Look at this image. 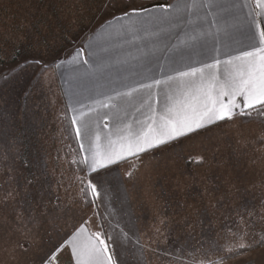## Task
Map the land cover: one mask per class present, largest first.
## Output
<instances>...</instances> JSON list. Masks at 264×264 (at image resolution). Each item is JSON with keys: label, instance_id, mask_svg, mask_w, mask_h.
I'll use <instances>...</instances> for the list:
<instances>
[{"label": "snow or ice", "instance_id": "obj_1", "mask_svg": "<svg viewBox=\"0 0 264 264\" xmlns=\"http://www.w3.org/2000/svg\"><path fill=\"white\" fill-rule=\"evenodd\" d=\"M108 7H121L119 16L112 19L127 21L117 32L121 41H146L143 48L147 51L133 58L136 66L145 67L157 52H163L169 60L170 70L161 72V78L150 75V68L136 71L139 79L133 83L121 82L113 86L111 80L101 82L109 66V57L104 55L109 52L108 47L102 46L100 52H94L92 46L88 45L89 58L81 57L83 48L76 52L78 62H74L73 71L78 86L71 96V124L79 148L66 157L69 170L73 173L72 184H61L66 194L71 196V203L57 196L51 209L38 205L29 215H25L24 208L20 207L15 227L0 232V254L16 261V264H24V257L43 249L40 230L51 213L70 212L74 206L91 209L97 219H84L73 233L52 244L39 260L32 259L28 264H61V254L65 251L69 255V264H123L122 261H114L112 252L115 249L110 251V242L115 247L134 250L133 254L150 250L158 235H162L163 229L168 227L165 220H160L152 230L142 234H138L140 230L135 228L134 223L128 227L117 222L113 227L110 218L108 229L105 228V218L98 211L97 201L104 203L110 188V185L109 188L105 185L112 172L125 165L124 175L133 179L135 172L144 165L146 155H155L158 151L175 153L184 160L195 158L197 163H206L207 148L201 142L202 138L211 139L210 134L235 124L239 117L250 119L254 114L264 117V0H254V5L246 0L240 4L205 0L199 5L205 9L203 18L193 11L197 7L195 4H185L183 7L161 2L137 4L136 0H123L122 4H117L113 0ZM235 9H239V12L233 11ZM240 13H243V20ZM145 25H151L152 30L149 31ZM18 31L20 34L16 35L6 24H0V39L17 43L21 38H28L22 28ZM237 33L253 43L237 55H232L224 49L237 40ZM128 36L130 40L125 39ZM171 36L175 37L174 40L169 39ZM149 43L151 48L148 47ZM197 48L205 49L204 54L208 59L199 64L188 63L190 50ZM137 50H141L140 45H137ZM13 51L18 49L14 48ZM26 63L37 65L41 74L49 67L39 57H32ZM221 64L224 65L223 70ZM11 78L12 73L5 74V81ZM81 82H87L84 91L89 93L87 100L90 103H85L83 93L78 90ZM162 86L168 91L161 108L159 92ZM153 89L157 93L155 99ZM144 90L147 93L141 95ZM154 103L156 107H153ZM131 107H135V111L143 116L142 120L133 117L139 127L126 122ZM101 109L107 111L101 112ZM92 113H96V116ZM101 122L107 132L101 129ZM238 143H242L244 148L254 145L255 150L264 152V126L247 136L241 133ZM194 147H199L200 151H192ZM72 187H75V192ZM17 194L4 188L0 208H7L10 202L15 201ZM237 215L242 226L251 223L245 214L237 212ZM89 224H92L94 231L89 232L84 240L82 236L89 231ZM231 230L233 239L225 238L223 243L211 241L208 251L201 252L199 258L196 257L197 248L190 247L193 264H225L234 256L243 255L253 243L264 246L262 230L258 238L240 240L239 250H234L237 229ZM112 232H116V235L113 236ZM199 248L204 249L205 245L201 244Z\"/></svg>", "mask_w": 264, "mask_h": 264}, {"label": "rangeland", "instance_id": "obj_2", "mask_svg": "<svg viewBox=\"0 0 264 264\" xmlns=\"http://www.w3.org/2000/svg\"><path fill=\"white\" fill-rule=\"evenodd\" d=\"M122 1L115 2L122 4ZM69 2L79 5L78 1ZM81 7L82 35L77 32L63 34L58 29L54 31L48 19L38 17L35 20L37 27L31 35L26 33L27 19H19V29L24 30L27 39L21 38L17 43L0 39V196H3L4 188L18 193L7 208H0V232L15 227L20 207L24 208L25 215H29L38 205L51 209L57 196L71 203V196L66 194L61 184L71 186L72 174L65 161L57 156V111L60 104L59 88L55 84L57 80L54 74L45 73L46 70L43 75L37 65L26 61L39 57L53 70L59 54L69 52L99 14L98 9H90V4L85 1ZM121 11V7L108 10L102 18L105 20L111 17L112 12L117 15ZM3 15L1 23L12 30L10 19ZM19 34L17 32L16 35ZM14 48L18 51H13ZM8 73H12L13 78L5 81V74ZM258 131L257 126L242 125L236 121L210 134L211 139L202 138L201 142L207 148L206 163H197L195 158L184 160L166 151H158L155 155L150 153L146 155L144 165L135 172L134 178L129 179V185L147 193L148 201L153 199L157 204H162V208L165 201L168 203L166 197L171 199L170 203H175V207L168 211L174 215V224L171 228L163 229V237L167 232H172L177 233L176 237L179 238V242L167 243V254H170L168 250L171 246L182 248L170 255L168 264H193V260L190 261V247L199 249L200 253L203 250L199 248L201 244L208 248L211 241L223 243L225 238L229 239L232 235L227 233V227L240 226L238 228L243 233L241 240L251 233H257L258 237L261 235L264 230V152L255 150L254 145L244 148L242 143H238L241 133L247 136L250 132ZM192 151L198 152L200 148L194 147ZM125 167L120 168L122 173ZM114 176H110L111 180L119 185L122 178L117 174ZM140 190L139 193H142ZM72 191H76L75 187H72ZM161 191L165 196L163 202L157 198ZM236 207V210L241 209L236 211ZM88 210L74 206L70 212L53 211L40 230L43 249L24 257V264L32 259L39 260L52 244L73 233L90 216ZM157 212L163 215L165 211L152 210L151 219ZM235 212L245 214L251 223L242 226L239 219L234 224L233 220L239 218ZM164 220L170 222L169 218ZM151 221L154 223V220ZM240 239L233 245L234 250H239ZM256 247L258 245L253 243L248 249ZM163 254L167 255L165 252ZM67 260L69 255L65 251L61 254V264H69ZM0 264H16V261L0 254Z\"/></svg>", "mask_w": 264, "mask_h": 264}, {"label": "crops", "instance_id": "obj_3", "mask_svg": "<svg viewBox=\"0 0 264 264\" xmlns=\"http://www.w3.org/2000/svg\"><path fill=\"white\" fill-rule=\"evenodd\" d=\"M69 1H78L77 3H79V5H77L76 3L72 4ZM84 1L90 4V9H98L97 13L99 14L96 16L95 20L91 24L90 29L85 33L83 38H80L78 42L74 41L73 43H76L72 49H69V52L65 53L64 55L59 54L57 59L58 63L54 66L53 70L48 68L45 72L54 74V79L59 82L61 92L69 109L70 117L73 115L71 111V107L73 105V100L71 99L72 92L74 89H77L78 86V82L74 79L75 73L73 71L74 62H78L75 54L77 51H80L81 48H83V51L81 52V57L83 58H89L87 56L88 45L92 46V50L94 52H100V48L102 46L109 48V52L104 53V55H107L109 57V66L105 69L104 79L101 82L106 83L108 80H111L113 81V86H116L121 82L133 83L134 81L139 79V77H137L136 75V71H146L147 68H150V75L161 78V72L167 73L170 70L169 60L163 52H157L156 57H153L152 62L148 65H145V67L138 68L136 66V61L133 58L140 56L143 51H147V49L143 48V45L146 43V41L136 40L135 43H127L121 41L117 36V32L121 29L122 24H127V21L121 22L112 19L113 16H119V14L116 15V13L114 14V12H112L111 17L105 20L102 18L108 10H113L112 8L108 7V5L113 0H0V24H3L1 23L2 19L4 18L3 14H6L7 19H10L12 32L14 34H17V32L19 33V19L25 18L27 19L25 22V26L27 27L26 33H28V35H31L34 32V28L37 27L35 20L38 17H43L48 19L47 22L51 24V27L54 29V31L58 29V31H61L63 34L77 32L78 35H82L83 27L81 25L83 24V22L81 19V5ZM157 2L170 3L173 5L180 4L182 7L185 4H195L197 5V7L193 9V11L198 12L201 18H203V14L205 11V9L199 7V5L205 2V0H136L137 4ZM242 2H244V0H222V3L224 4H240ZM246 2L254 5V0H246ZM233 11L239 12V9H235ZM245 11H247V9H245ZM240 16L241 20H243V13H240ZM105 21H107V23H105ZM101 25H103V27H101ZM145 27L148 28L149 31L152 30L151 25H145ZM174 38V36L169 37L170 40H174ZM125 39L130 40L131 37L128 36ZM30 40L31 39H29V41ZM252 43L253 42L247 40L245 36L237 33V40L235 42H232L228 48L224 49V51L232 55H237L240 50L250 47ZM137 45L141 46L140 51L137 50ZM148 47L151 48L152 45L149 43ZM160 47H162V45ZM205 51V49L200 48L190 50V59H188L187 62L192 64H199L200 61L208 59V57L204 54ZM125 61L126 63H124ZM220 67L223 70L224 65L221 64ZM87 86V82H81V86L78 90L83 93L82 98L85 100V103H90V101L87 100V96L89 95V93L87 91H84V88ZM167 91L168 90L166 88H163L162 86V90L159 92V107L161 108L165 103L164 97ZM146 93L147 90H144L141 95ZM156 94V90L153 89L154 99ZM136 106L139 105L137 104ZM156 106L157 105L154 103L153 107ZM100 111L103 112L107 110L101 109ZM128 113L129 114L126 122L132 123L134 127H139L133 117L142 120L143 116L141 115V113L136 112L135 107L129 108ZM92 115L96 116V113H92ZM100 127L104 132L108 131L107 129H103L102 122L100 124ZM122 167H125V165L119 166L118 170L113 171L111 174L112 177H115L114 174L120 175V178H122V184L120 183L118 185L116 181L111 180L112 177L108 178V184H106L105 187L109 188L110 185V188L108 190V194L105 196L104 203L101 204L100 201H97V205H99L98 211L101 216L105 218L104 223L106 230L108 229L109 218L113 227L116 226L117 222H119L121 226L126 225L128 227H131L134 223L135 228L140 230L138 234H142L143 232L152 230L153 226L158 225L160 220L168 218L170 219V222H166L168 227L171 228L174 224V221H172L174 215L168 211H171L172 208L175 207V203H173L174 201L170 203L171 199L169 197H166L168 203L165 201L163 204V208L162 204H157V202H154L153 199L152 201H148L147 193H144L139 188L129 185V178L126 177L120 169ZM139 190L142 193H139ZM140 194H142L143 196H140ZM157 198L158 201H164L165 196L163 194V191L158 194ZM157 209H164V214L162 215L161 212H157L156 215H153V218L151 219L152 210L157 211ZM236 209L237 207L235 208V210ZM89 212H91L89 217H92L93 220H96L97 217L92 214L91 209ZM235 214L237 217H239L237 215V212H235ZM151 220H154L155 224ZM238 220L239 218L234 219V224H236ZM224 226H226V223L224 224ZM233 228L230 227V229H228L227 227L226 229L229 235L232 234L231 236H229V239L234 238V233L231 230ZM236 229L237 231L235 232V238L243 239L242 229L238 228V226ZM88 230V232H85L83 234L82 239L86 240L89 232L94 231L92 224L88 225ZM118 230L119 229L117 228V231ZM111 234L115 236L116 232H112ZM176 236L177 233L172 232H167V234L164 236L165 238L163 237V234L158 235L157 241L153 243L152 248L150 250L146 249L143 253L135 252V254H133L134 250H129L128 248L123 246L115 247L111 245V242L110 251L114 248L115 250L112 252L114 261H122L123 264H168V261L170 260L169 257H171L170 255H172L173 252L178 253V251H181L179 248H182H178L177 246L173 248L171 246L168 250L170 254H167V243L179 242V238H177ZM252 237H258L257 233L248 234L244 238L250 239ZM206 248H204L201 252L208 251V248ZM198 250L196 254L199 253ZM163 252H165L167 255H164ZM200 256L201 254L198 255L197 258H199ZM175 257L177 258L178 255L176 254ZM190 257V261H192L193 254L191 251ZM163 260L166 263L163 262ZM67 262H69V260H67ZM225 264H264V246L258 245V247H256L255 249H247V251H244L243 255H236L232 259L225 261Z\"/></svg>", "mask_w": 264, "mask_h": 264}, {"label": "trees", "instance_id": "obj_4", "mask_svg": "<svg viewBox=\"0 0 264 264\" xmlns=\"http://www.w3.org/2000/svg\"><path fill=\"white\" fill-rule=\"evenodd\" d=\"M55 84L59 88L58 103L60 102V104L58 105V111H57L58 113L57 120L59 122V137L57 138V141L59 140V146L57 147L58 148L57 156H59V159H63L65 161L68 171L73 175V173L69 170L68 164L66 163V157H70L76 150H78L79 143L75 136L74 126L71 124V117L69 114V109L65 102L64 96L61 92L59 82L55 81ZM237 121L242 125L257 126L259 129L262 126H264V117H256L255 114L250 119L239 117L237 118ZM84 209H89V208H84Z\"/></svg>", "mask_w": 264, "mask_h": 264}]
</instances>
